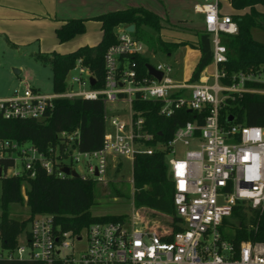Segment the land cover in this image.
Instances as JSON below:
<instances>
[{"label": "built area", "instance_id": "built-area-1", "mask_svg": "<svg viewBox=\"0 0 264 264\" xmlns=\"http://www.w3.org/2000/svg\"><path fill=\"white\" fill-rule=\"evenodd\" d=\"M223 5V0L193 3V10L203 16L212 44V71L208 65L196 82L174 79L172 66L162 62L152 65L162 73L160 79L148 74L147 69L146 75H140L128 56L145 55L147 45L128 31V25L119 24L115 27L117 42L103 55L101 86L95 87L90 66L78 58L67 73L63 91L41 93L24 83L10 96L0 98L1 117L37 120L51 112L56 98L100 99L105 108V131L98 149L80 150L75 131L60 134L67 139L62 160L53 161L30 143L6 139H0V155L7 149L16 150L26 169L39 161L51 173L53 164L60 163V176L69 175L61 171V167L68 166L82 179L102 181L110 163L122 165L120 159L124 158L132 165L136 154L164 150L179 230L144 227L147 222L140 225L136 219H141V214L135 207L136 211L132 210L136 214L122 220L94 222L79 232L62 229L51 214H37L21 233L23 243L17 241L13 249L0 244V259L43 264H264V242L243 240L235 245L220 231L223 220L230 218L235 207L264 212V127L225 128L218 118L219 107L230 93H264V86L247 85H264V68L234 73L228 84L221 81L225 71L219 65L226 61V47L219 35L238 31ZM137 98L159 101V113L164 116L183 107L198 111L207 107L208 113L201 124L188 120L177 126L166 143L146 145L153 135L144 128V118L134 115L133 102ZM58 153L56 150L55 155ZM66 157L68 163L64 162ZM91 159L95 162L91 163ZM75 164L85 167L87 174Z\"/></svg>", "mask_w": 264, "mask_h": 264}, {"label": "trees", "instance_id": "trees-1", "mask_svg": "<svg viewBox=\"0 0 264 264\" xmlns=\"http://www.w3.org/2000/svg\"><path fill=\"white\" fill-rule=\"evenodd\" d=\"M234 9L239 12L231 14L237 24L236 34L220 33V40L226 47V61L219 66L225 71L223 83H230L231 76L237 72H249L260 66L264 68V42L256 40L253 29L264 32V0H231ZM101 23L102 37L93 46L83 45L67 53L51 51L32 53L31 56L49 64L52 72L54 92L63 91L66 87V76L78 58L88 64L96 78L95 87L103 84V55L107 48L117 42L115 27L119 24L134 25L133 34L143 41L152 52L160 50L165 54L172 53L180 44L154 37L144 28L159 31L162 18L141 6L105 12L92 17ZM87 19L71 18L55 30L57 39L65 42L85 31ZM197 41L194 47L200 52L188 82L198 81L201 72L212 61L211 35L204 28L195 31ZM8 45H16L6 39ZM186 44V43H184ZM135 62L140 75H146L145 55H129ZM248 86L263 87L259 83H247ZM159 101L135 99L133 110L135 116L144 118V128L153 135L146 145L166 143L173 137L177 126L188 120L203 123L208 113L207 107L200 111L186 107L175 110L170 116L159 113ZM104 104L98 100L82 98H56L53 108L44 119H6L0 116V139L13 140L18 143H30L37 150L53 161L62 160L61 152L65 147L66 137L60 134L79 135V148L92 151L101 146L105 131ZM231 116L232 120L228 121ZM219 124L222 127L231 125H258L264 127V93L241 92L230 93L222 102L218 111ZM60 153L55 155V151ZM5 150L0 156V167L6 172L15 165V158ZM9 152V153H8ZM166 151L157 150L151 154H136L132 163L133 206L146 210L150 215L165 217L168 229L179 230L178 217L173 204V182L169 177L165 160ZM60 163L53 164V172L48 173L39 161L31 168L24 166L16 175L0 177V244L3 248L13 249L22 232L26 231L30 220L37 214H51L55 223L62 229L81 231L94 222L122 220L125 214L94 215L91 207L97 195L96 181L70 175H58ZM115 196L122 193L110 184ZM24 188V194L22 193ZM25 204L29 215L25 219L9 216L10 204ZM224 239L238 245L243 240L264 242V212L259 209L235 207L229 219L223 220L220 226ZM0 264H43L33 260L0 259Z\"/></svg>", "mask_w": 264, "mask_h": 264}, {"label": "rangeland", "instance_id": "rangeland-1", "mask_svg": "<svg viewBox=\"0 0 264 264\" xmlns=\"http://www.w3.org/2000/svg\"><path fill=\"white\" fill-rule=\"evenodd\" d=\"M197 1L201 0H145V3L149 8L159 12L162 16H168L166 21L162 22V28L159 31H152L148 28L144 29L154 37L159 36L165 41H171L169 39L171 36L172 39L175 40L173 42L182 43L179 46L187 44L194 47L195 42L179 40L177 35L173 36L170 33L182 30H187L188 32L193 31L188 27L184 28L181 25V23L184 22L182 20H178L184 18L198 19L200 15L194 13L192 7L193 3ZM168 32L170 33L168 34ZM253 37L256 40L264 42V32L262 31H254ZM152 51L153 50L150 48L148 49V53L145 54L148 63L151 65H156L159 62L167 63L173 68L172 77L174 79L179 81H186L189 79L192 69V57H190V54H188L184 48H179L170 55L165 54L160 50L155 52ZM208 70L209 72L212 71L211 65L208 66ZM16 71H20V73L17 74ZM24 83L32 85L41 93H53L52 72L49 64L33 58L31 54H28L23 50L11 49L0 41V97L10 96L14 89L22 86ZM176 146L178 150L181 149L180 145L177 144ZM10 154L15 158V165L14 167L8 169L5 173L2 172L1 177L3 175H14V172L19 173L24 166L19 152L15 150L11 151ZM120 160L122 161V165L114 166L113 163H110L105 179L102 181H96L97 195L94 205L91 207V212L94 215L125 214L128 216L136 214V210L133 209L134 206L132 202L133 186L130 182L133 174L132 165L128 159L121 158ZM64 162L68 163L69 157H66ZM90 162L94 163L95 160L91 159ZM75 166L80 172L87 174L85 167L79 168V164H75ZM110 184H113L122 194L120 196H115V194L111 191ZM22 193L26 199L23 187ZM138 212L141 214H139L141 219H136V222L140 225L146 222L152 224L153 226H161L165 228L168 225L164 220L165 217L162 215L156 214L152 216L149 212H146V210H138ZM28 215L29 210L25 204H10V217L25 219ZM24 238V234H21L18 238L19 243H23Z\"/></svg>", "mask_w": 264, "mask_h": 264}, {"label": "crops", "instance_id": "crops-1", "mask_svg": "<svg viewBox=\"0 0 264 264\" xmlns=\"http://www.w3.org/2000/svg\"><path fill=\"white\" fill-rule=\"evenodd\" d=\"M223 4L225 13L231 15L239 12L233 8L231 0H223ZM130 6H141L148 9L161 17L163 21H166L168 16L165 14V16H162L159 12L149 8L145 0H0V41L10 47L6 41L7 39L16 45V48L10 47L11 49L23 50L28 54L36 52L48 53L51 51L67 53L83 45H96L100 41L102 37L101 23L92 19V17ZM193 12L196 13L194 10ZM198 15H200L198 19L184 18L178 20L184 22L181 23L184 28L188 27L193 31H170L171 33L168 32V34L177 35L179 40L196 42L195 31L204 28L203 16L201 14ZM71 18L87 19L85 31L68 41L60 42L56 37L55 30ZM257 30L253 29L252 35ZM169 39L175 41L171 36ZM179 48H184L192 57L190 78L192 70L199 59L200 52L197 48L187 44L179 46L177 49ZM16 72L17 74L20 73V71ZM144 227L162 231L161 227L153 226L150 223H146Z\"/></svg>", "mask_w": 264, "mask_h": 264}, {"label": "water", "instance_id": "water-1", "mask_svg": "<svg viewBox=\"0 0 264 264\" xmlns=\"http://www.w3.org/2000/svg\"><path fill=\"white\" fill-rule=\"evenodd\" d=\"M127 29L128 31L133 32L134 25L133 24L128 25ZM145 68L147 69L148 74L155 76L157 79L161 78L162 73L156 70L150 63H146ZM90 83L91 85L94 84V79L92 77L90 78ZM231 120H232V117L229 116L228 121H231ZM61 171L65 174H69L72 177H78V173L74 169H70L68 166L61 167ZM1 175H2V168L0 167V177Z\"/></svg>", "mask_w": 264, "mask_h": 264}]
</instances>
